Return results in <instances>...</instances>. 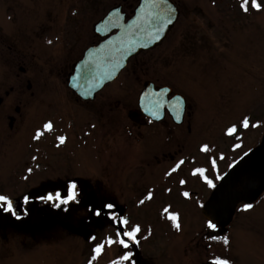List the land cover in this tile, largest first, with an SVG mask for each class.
<instances>
[{"label":"rangeland","instance_id":"374dc122","mask_svg":"<svg viewBox=\"0 0 264 264\" xmlns=\"http://www.w3.org/2000/svg\"><path fill=\"white\" fill-rule=\"evenodd\" d=\"M137 1L0 0V52L13 54L10 61L16 57L15 66L6 59L3 67L6 61L0 59V73L23 60L31 65L4 40L27 53L34 50L28 54L37 70L71 67L98 40L94 23L121 3L130 14ZM173 2L180 15L163 42L130 59L94 102L76 101L63 84L67 75L60 78L54 70L49 86L35 89L41 102L26 118L27 138L36 118L50 117L57 133H67L64 144L42 153L43 169L34 164L40 159L35 150L17 156V140L0 132V195L18 211L23 196H45L51 189L63 194L67 183L76 185L75 199L66 198L65 209H53L46 200L31 201L18 218L0 208V264H113L126 253L129 259L120 264H136L134 246L107 243L122 238L116 235L120 218L128 220L126 230L140 227L136 237L142 264H203L217 258L264 264V192L250 209L239 204L227 232L220 235L206 227L200 210L213 187L193 175L195 168H204L215 184L263 134L264 7L257 11L249 6L245 13L239 8L242 0ZM258 2L264 5V0ZM146 80L184 96L181 127L168 119L134 127L127 112L136 108ZM245 116L248 128L240 126ZM233 124L238 130L229 136L226 129ZM203 144L209 145L207 153L200 151ZM180 160L184 164L172 172ZM185 191L189 197L182 195ZM149 192L150 200L145 199ZM165 208L178 216L179 230ZM97 243L104 248L93 260Z\"/></svg>","mask_w":264,"mask_h":264},{"label":"water","instance_id":"95a60500","mask_svg":"<svg viewBox=\"0 0 264 264\" xmlns=\"http://www.w3.org/2000/svg\"><path fill=\"white\" fill-rule=\"evenodd\" d=\"M125 15L121 6H115L94 24L93 32L103 39L83 51L68 79V87L79 98L94 99L95 92L102 89L105 83L113 81L130 57L161 43L176 22L179 10L171 0H139L132 16L125 20ZM170 92L169 87L155 92L154 85L146 81L139 94L140 110L129 111L128 117L142 123L138 118L140 111L159 120L163 117L164 105H167L175 122L180 123L185 108L182 95H173L169 102L162 103L159 108L153 103L162 101L160 97L164 98ZM176 97L183 102L179 109L172 107ZM152 111H156L157 115L153 116ZM177 112L179 120L176 119ZM215 185L201 210L204 218L213 219L222 233L232 221L238 204H251L264 191V131L257 145L231 164ZM2 207L5 209L6 205ZM123 230L121 225L120 231ZM124 238L138 248L136 238ZM205 264L214 263L208 261Z\"/></svg>","mask_w":264,"mask_h":264},{"label":"flooded vegetation","instance_id":"af4514ba","mask_svg":"<svg viewBox=\"0 0 264 264\" xmlns=\"http://www.w3.org/2000/svg\"><path fill=\"white\" fill-rule=\"evenodd\" d=\"M121 6H122V10L126 11L123 9L122 3H121ZM66 41L67 40H64V42L62 41V44L65 47H67ZM3 42L9 43L7 45L8 48H13L14 51L17 50L15 56H17L19 53H20V55L23 54L24 56H27L29 58V61L31 62V65H27L28 62L26 60H23V63L19 64L17 66V68H14V66L16 65V57L14 56L15 60L10 61L9 58L13 54H10V52H9L5 56V54L0 52V59H3L5 61H6V59H8V61L10 62L11 65L14 64L13 67L11 65H9L10 67H8L7 69H3L0 73V80H1V82H0V132L2 130H4V132H3L4 135L10 136L9 139H16L17 140V141L15 140L16 141L15 144L17 146V148H15L17 156L19 155V153L21 151H24L25 149H26V152L35 150L36 151L35 154H38V157L40 159H38L37 162H35V163L33 162V163L35 164V166H39V167H41V169H43L42 153L45 152V149L47 147L53 148V145L54 146L60 145L61 143L56 139V137L62 135L65 138H67V133L65 131H63L62 133H57L55 130L58 128L56 127V129H54L55 124H54V121H52V119L50 117L41 118V121H38V118H36V120L34 121L35 124L30 131V134L32 133L31 137L27 138L28 136H27L26 118L28 117L30 111L33 108L35 110L37 107V104H39L41 102V100L39 99V93L37 91H39L40 89H44V88L49 86V77H50V74L53 72V70H54L53 73H55L56 76H60V78L65 77L67 75V78L64 81V83H63V79H61V81L65 85L67 92L70 93L71 96L73 98H75V100L78 101L80 104L87 103V102H94V100L97 99L96 96L103 89L100 92H97L95 94L93 100H82L81 98L76 96L74 94V92L71 91V89L68 88V86H67L68 76L71 74V71H72L74 66L37 70L35 67H33V63L31 61V60H33L32 55L28 54L31 52L33 53L34 50L27 53L24 47L23 48L19 47V49H18L17 48L18 46H16V43L13 41L10 42L9 40H4ZM52 48L56 49V46H52ZM31 49H32V47L30 48V50ZM57 50L59 51V49H57ZM61 50H63V49H61ZM2 65H3V67H5L7 65V61L2 62ZM61 81L59 83H61ZM151 82L154 84L155 90H157L158 88H160L162 86H168V85H159V84L156 85V83L153 80ZM142 85H143V83H142ZM142 88H141V90H142ZM35 89H37V91ZM138 94L139 93H137V99L135 102L136 108H133L135 110L139 109V106H138L139 95ZM172 94H174L173 91H172ZM172 94H168V96L164 97V98L162 96L160 97V99L163 102V105H164V103L167 102V100L169 101ZM72 97H71V99H72ZM52 105H53V103L49 104V106H52ZM185 111H186V109H185ZM163 116L164 117L162 119H160L159 121H156V120H153L150 116H147L145 113L139 112L138 118H139V120L142 121V123H139V121L138 122L132 121V124L134 125L135 128L138 129V127H142V128L147 127V126L149 127V125L151 126V125L159 124L160 122L167 121V119H168V121H170L171 124L181 127V124L184 120V117H183V119L180 121V123L176 124L172 118V115L167 110L166 105H164V115ZM49 121H51L53 124L52 131H46V132H44V135L41 136L39 139H34L36 131L38 129L43 131V127H42L43 124L45 122H49ZM1 122L3 123V125ZM69 125H70V128L73 127L72 123H69ZM44 138L47 139L46 142H44ZM65 141H66V139H65ZM40 142L45 144V146L41 145ZM16 169H18V166L16 167ZM13 172H14V166H13ZM71 186H72L71 183H67L66 190L63 192V194H59L57 192V189H51V191L46 192L45 195L51 194L53 196L52 200L46 199V202L49 201L51 203L50 204L51 206L56 205V203H61L62 205L66 204V203H63L62 201L66 200V198H68V196H69L68 194H69V190H70ZM57 194H59L60 199L55 198ZM36 197L40 198V200L38 202H42L43 197H45V196H36ZM36 197H34V198H36ZM34 198L32 199L30 197H27V200H25V196H23V199H21L19 202L20 211H18V209L13 206L14 212H15L14 216L20 217L21 215H23L24 212L26 211L24 204L33 201ZM211 230L213 231V229H211ZM136 256H137V263L136 264H142L141 263V256L139 255V252H136Z\"/></svg>","mask_w":264,"mask_h":264},{"label":"snow or ice","instance_id":"6c2138e0","mask_svg":"<svg viewBox=\"0 0 264 264\" xmlns=\"http://www.w3.org/2000/svg\"><path fill=\"white\" fill-rule=\"evenodd\" d=\"M249 6L251 8H253V9H256L257 11L261 10L262 7H264V5H262L260 2H258V0H242V2L239 4V8L243 12H245V13H247L249 11ZM168 22L171 23V21H168ZM158 32H159V29H157V33ZM156 38L158 39L159 36L157 35ZM49 43H51V41H49ZM175 100H176V103L174 105H172V107L174 109H179L181 107V105H182L183 102H182V100H181L180 97H176ZM153 103H154V105L157 108H159L160 106H162V103L163 102L157 100V101H154ZM146 110H149V109L146 108ZM151 114L153 116H156L157 115V112L156 111H152ZM176 119L177 120L180 119V116H179L178 112H177V115H176ZM240 126L243 127V128H248L250 126V124H249V118L247 116H245V117L242 118V120L240 121ZM251 126L252 127H255L256 125H251ZM42 127H43V131H41V130L38 129L36 131V133H35L34 139H39L41 136L44 135V132H46V131H52L53 124H52L51 121L45 122ZM237 130H238L237 129V126L235 124H233L232 126L227 127L226 134L229 135V136H232L234 133L237 132ZM56 139L61 144H63L65 142V139L66 138L61 135V136H57ZM237 147H239V145H237ZM200 151L207 153L209 151V145L208 144H203L200 147ZM211 163H212V166L215 167L216 161L215 160H212ZM183 164H184V161L183 160L178 161L177 164L175 165V167L172 169V172H175ZM29 171H31V169H29ZM193 175H199V176L204 177V180H205V182L207 183V185L209 187H213V188L216 187V185L213 183V181L211 179H208V177L205 175V169L204 168H199V167L198 168H195L193 170ZM216 178L217 179H220L219 176H217ZM180 183L181 184H184L185 181L184 180H181ZM75 187H76L75 184H73L71 186L70 194L68 196V199L69 200L70 199H75V196H76V193L74 191ZM182 195L184 197H189V192L185 191V192L182 193ZM55 198L56 199H60L59 194H57ZM151 198H152V193L149 192L148 195L145 197V199H149L150 200ZM43 199L52 200L53 199V196L51 194H49L47 197H43ZM25 200H27V197H25ZM0 202H3L6 205V208H5L6 211L12 212V203H11V201L9 200V198L7 196L0 195ZM62 202L63 203H67V200H64ZM140 203L143 204L144 201L141 200ZM104 207H107L108 209H112L113 205L112 204H107V205H104ZM243 207H244L245 210H247V209H250L252 207V205L251 204H244ZM164 212L168 215V218L173 222V226L177 230H179L180 227H181V225L178 222V216L175 213H171L168 208H165L164 209ZM13 214H15V213L13 212ZM96 214L99 215L100 213L97 212ZM114 219H115V217H114ZM119 223H121L122 225H125L126 226V225H128L129 222H128V220L126 218H120L119 219ZM206 227L208 229H213L214 230V229L217 228V224L214 222L213 219L209 218L206 221ZM138 232H140V227H139V225H136V226L131 227V230L130 231L129 230H123V231L118 230L117 233H116V235H117V237H121L122 236V237H127L129 239H135L136 234ZM211 238L213 240L221 239L220 237H217V236H212ZM222 239H223L224 244H228V238L227 237H223ZM107 243L109 245L110 244H113V243H119L120 245H122L125 248L128 247V244H127L126 240L123 239V238H119L118 240H115V241L113 239L109 238L107 240ZM103 248H104V244H100V243H97L96 244L95 248L93 249V252L96 254L95 256H93V258H92L93 260L96 259V257L100 255V253L102 252ZM129 256H130V253H126V254H124V255H122L120 257V261H113V264H120L121 261L128 260L129 259ZM89 264H91V261H89ZM214 264H230V262L227 259L217 258L215 260Z\"/></svg>","mask_w":264,"mask_h":264},{"label":"trees","instance_id":"16d2710c","mask_svg":"<svg viewBox=\"0 0 264 264\" xmlns=\"http://www.w3.org/2000/svg\"><path fill=\"white\" fill-rule=\"evenodd\" d=\"M61 205H62L61 203H56L55 206H51V205H50V207H52L53 209H54V208H55V209H56V208L65 209L66 206L62 205V206H63V207H62Z\"/></svg>","mask_w":264,"mask_h":264}]
</instances>
